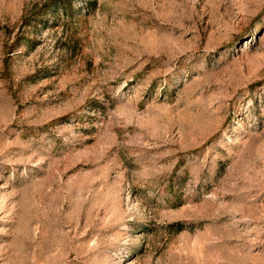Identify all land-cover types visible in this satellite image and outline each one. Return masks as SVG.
Wrapping results in <instances>:
<instances>
[{"label":"rangeland","instance_id":"1","mask_svg":"<svg viewBox=\"0 0 264 264\" xmlns=\"http://www.w3.org/2000/svg\"><path fill=\"white\" fill-rule=\"evenodd\" d=\"M58 1L0 0V264H264V0Z\"/></svg>","mask_w":264,"mask_h":264},{"label":"trees","instance_id":"2","mask_svg":"<svg viewBox=\"0 0 264 264\" xmlns=\"http://www.w3.org/2000/svg\"><path fill=\"white\" fill-rule=\"evenodd\" d=\"M66 2H67V0H59L58 2H57V5L56 6H58V7H66ZM35 20H38V19H35ZM27 22H29V21H27ZM26 22V23H27ZM28 25H30L31 24V22H29V23H27Z\"/></svg>","mask_w":264,"mask_h":264}]
</instances>
